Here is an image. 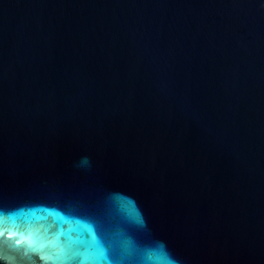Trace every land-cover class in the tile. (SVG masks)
<instances>
[{
	"label": "water",
	"instance_id": "95a60500",
	"mask_svg": "<svg viewBox=\"0 0 264 264\" xmlns=\"http://www.w3.org/2000/svg\"><path fill=\"white\" fill-rule=\"evenodd\" d=\"M0 264H264V0H0Z\"/></svg>",
	"mask_w": 264,
	"mask_h": 264
}]
</instances>
